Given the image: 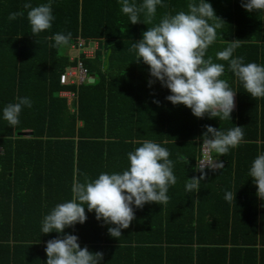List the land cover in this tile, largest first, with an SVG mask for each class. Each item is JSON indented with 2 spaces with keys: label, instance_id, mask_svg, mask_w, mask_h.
<instances>
[{
  "label": "trees",
  "instance_id": "trees-1",
  "mask_svg": "<svg viewBox=\"0 0 264 264\" xmlns=\"http://www.w3.org/2000/svg\"><path fill=\"white\" fill-rule=\"evenodd\" d=\"M106 1L54 0L52 29L35 37L25 0H0V110L17 96L33 101L15 128L0 119V264H45L46 243L59 234H42L43 216L71 198L74 179L125 169L127 153L145 140L166 147L175 162L177 183L169 189V201L134 209L135 219L118 239L87 213L84 224L66 229L79 236L81 247L102 252V264H264V201L247 175L251 161L264 150V99H253L241 85L232 120L201 119L186 106L171 104L166 99L170 91L159 82L149 87V67L142 62L130 77L131 71L119 74L113 67L114 54L106 71L101 51L93 59L83 54L71 59L68 50L79 39L104 40L112 51H120L139 41L164 14L187 11L189 2L165 0L151 23L142 15L145 23L133 25L119 4ZM209 2L225 23L207 55L226 64L215 60L216 52L239 40L235 55L246 63H264V12L249 13L241 0ZM20 11L22 17L8 20ZM56 32H71V46L52 47L49 38ZM79 62L96 82L62 85L61 75ZM109 74L116 76L110 79ZM225 76L228 82L235 79L227 70ZM62 91L75 93L77 112L60 97ZM207 125L221 130L241 126L243 141L227 154L212 152L224 168L205 169L199 190L187 191L188 178L201 175L196 169ZM28 130L29 137L18 135ZM226 191L236 193L231 203L224 199Z\"/></svg>",
  "mask_w": 264,
  "mask_h": 264
},
{
  "label": "clouds",
  "instance_id": "clouds-1",
  "mask_svg": "<svg viewBox=\"0 0 264 264\" xmlns=\"http://www.w3.org/2000/svg\"><path fill=\"white\" fill-rule=\"evenodd\" d=\"M117 2L121 13L133 25L145 23L141 20L142 15L151 23L158 7H166L165 0ZM53 4L54 0H46L37 5L32 0H25L23 8L27 11L31 34L35 37L52 29L56 20ZM241 6L249 13L264 12V0H241ZM23 15L24 11L12 12L8 20L14 21ZM223 23L209 0H189L187 11L164 14L158 23L148 27L142 33V38L134 41L129 48L135 55L134 62H142L149 67V87L159 82L170 91L166 99L171 104L186 106L197 118L207 116L221 121L232 120L237 91L233 90L227 80L222 79L226 70L236 77L243 85L244 92L253 99H264V63H246L245 57L235 55L241 46L239 40L229 42L226 48L216 52L215 60L225 61L226 64L214 62L207 55ZM49 39L54 48L70 47L72 33L56 32ZM62 93L68 95L71 92H60V97L67 100V97L61 96ZM73 101H76V97ZM32 107L30 97L17 96L15 102L8 103L0 110V119L15 128L20 124L23 110ZM70 107L76 109L73 104ZM243 137L241 126L221 130L207 125L202 145L206 152L227 154L239 146ZM170 155L166 147L153 140H145L141 146L127 153L128 166L122 171L101 172L96 178L85 176L83 181L74 179L71 198L57 203L41 221L42 234H59L46 243L45 264H102V252H92L86 246L81 247L79 236L66 229L84 224L88 219L87 213H94L97 221L109 226V235L118 239L122 230L128 229L135 219L134 209H141L149 203L162 205L169 201V189L177 183L175 162L170 159ZM206 167L223 169L224 164L208 158L199 160L196 171L201 175L188 178L185 185L187 191L199 190L200 181L207 175ZM247 175L256 187L257 197L264 201V150H260L251 161ZM224 199L231 203L236 199V193L226 191Z\"/></svg>",
  "mask_w": 264,
  "mask_h": 264
},
{
  "label": "crops",
  "instance_id": "crops-1",
  "mask_svg": "<svg viewBox=\"0 0 264 264\" xmlns=\"http://www.w3.org/2000/svg\"><path fill=\"white\" fill-rule=\"evenodd\" d=\"M106 2L109 3L112 6H116L118 4L117 0H108ZM101 41H103V44H101ZM101 41H99V40H91L89 43L86 42V41H83L86 49H84L80 53L78 51L73 50L72 49L73 45H72V47H70V49H69L70 53H68V55H71V59H72L73 57H75L73 52H76V57L77 58H79L80 54H83L86 58L93 59V58H95L97 53L99 51H101L102 55H103L102 56L103 57L102 58V62L105 63L104 65H102V66H104L103 70L106 71L108 69V66H109L108 58H109V56L114 54L113 55L114 56L113 67L119 68V74H120V70L124 69L126 72L129 70V73L131 71L130 77L131 76H135L134 71L137 68L140 67L139 66L140 63L134 62V60H135L134 54H132V56H131V54L129 52L130 46L124 45L123 46L124 48L121 47L120 51L116 50V49H114V51H112V49L110 48L111 45L109 47L108 45H106L104 40H101ZM91 43H92V45H91ZM123 49H125L126 53L125 52L124 53L121 52ZM106 52L108 53V56H104ZM126 75L128 76V74H126ZM109 76H110V79H114L116 74H112V75L109 74ZM93 77H94L95 82H96L95 76H93ZM224 79L228 81L229 77L226 78V76H225ZM229 84L233 88L234 91H237V93L235 95V98H234V101H235L234 110H236L237 109V102H238V99H239V97L241 95L239 91L241 89V85L242 84H240V82L236 79V77H235V79L233 81H229ZM62 92H65V91H62ZM67 92H71V91H67ZM65 97H67L66 101H67L68 106H70L71 104L75 103L73 101V99H71V98L69 99L68 98V95L65 96ZM71 111H72V113H75V112H77V108L74 109V110L71 109ZM24 132H32V131L28 130V131H23L22 133H24ZM202 144H203V142L201 143V146H202ZM201 150H202V147H201ZM214 161H216V160L214 159ZM197 163H198V161H197ZM210 169H212V168H210ZM215 170H217V169H215Z\"/></svg>",
  "mask_w": 264,
  "mask_h": 264
},
{
  "label": "built area",
  "instance_id": "built-area-1",
  "mask_svg": "<svg viewBox=\"0 0 264 264\" xmlns=\"http://www.w3.org/2000/svg\"><path fill=\"white\" fill-rule=\"evenodd\" d=\"M83 47H84V43L81 39H79L77 41V44L73 45L72 49L80 53L81 51L84 50ZM89 78H91V76L88 75L87 70L83 67L82 62H79L77 66H72L65 70V72L61 75L60 83L62 85L80 86L83 83L88 82ZM61 96H67V94L62 93ZM75 97H76L75 93L68 94L69 99L71 98L74 100ZM3 153H4V150L3 148L0 147V156ZM201 154H202V157L199 160L208 158L211 161H214L212 152H206L203 145H202Z\"/></svg>",
  "mask_w": 264,
  "mask_h": 264
},
{
  "label": "water",
  "instance_id": "water-1",
  "mask_svg": "<svg viewBox=\"0 0 264 264\" xmlns=\"http://www.w3.org/2000/svg\"><path fill=\"white\" fill-rule=\"evenodd\" d=\"M88 83L89 84H94L95 83V79H94L93 76H91V78H89ZM234 103H235V101H234ZM31 134H32L31 132H24V133H20L19 135L20 136H30Z\"/></svg>",
  "mask_w": 264,
  "mask_h": 264
},
{
  "label": "rangeland",
  "instance_id": "rangeland-1",
  "mask_svg": "<svg viewBox=\"0 0 264 264\" xmlns=\"http://www.w3.org/2000/svg\"><path fill=\"white\" fill-rule=\"evenodd\" d=\"M91 45H92V43H91ZM68 53H70V51L68 50ZM73 54H74V56L76 57V52H73Z\"/></svg>",
  "mask_w": 264,
  "mask_h": 264
},
{
  "label": "bare ground",
  "instance_id": "bare-ground-1",
  "mask_svg": "<svg viewBox=\"0 0 264 264\" xmlns=\"http://www.w3.org/2000/svg\"><path fill=\"white\" fill-rule=\"evenodd\" d=\"M78 65V64H77ZM197 167H198V163H197ZM211 167H206L205 169H210Z\"/></svg>",
  "mask_w": 264,
  "mask_h": 264
}]
</instances>
